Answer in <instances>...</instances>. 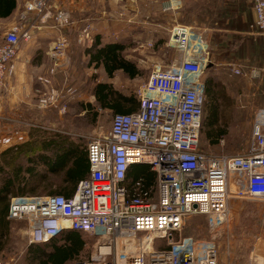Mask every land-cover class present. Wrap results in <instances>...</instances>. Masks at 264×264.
I'll return each mask as SVG.
<instances>
[{
  "label": "built area",
  "instance_id": "1",
  "mask_svg": "<svg viewBox=\"0 0 264 264\" xmlns=\"http://www.w3.org/2000/svg\"><path fill=\"white\" fill-rule=\"evenodd\" d=\"M45 1L27 0L19 22L0 37V90L15 71L21 42L31 39L33 25L25 19L36 12L44 21ZM250 2L251 29L264 33V0ZM67 19V12L55 11L57 24ZM188 35L186 28H175L170 44L188 49ZM66 46L65 37L55 42L56 62ZM186 51L178 65L151 71L136 90L135 111L114 114L108 132L89 138V172L71 196L10 197L7 218L27 220L33 228L31 242H44L70 229L95 239L90 256L71 264H219L215 234L227 216L228 181L234 178L241 195L264 198V109L255 116L249 149L235 155L201 150L206 93L200 75L205 60L196 48ZM251 73L258 76L257 71ZM137 164L148 165L155 174L153 195L131 194L128 172ZM140 185L138 179L132 187ZM194 214L207 217L212 238L174 239L185 218ZM156 239L165 244L155 246Z\"/></svg>",
  "mask_w": 264,
  "mask_h": 264
},
{
  "label": "rangeland",
  "instance_id": "2",
  "mask_svg": "<svg viewBox=\"0 0 264 264\" xmlns=\"http://www.w3.org/2000/svg\"><path fill=\"white\" fill-rule=\"evenodd\" d=\"M23 1L25 3L27 0ZM224 1L46 0L44 13L47 18L43 19L51 20L49 27H42L44 22L39 13L27 16L25 23L33 25L31 39L21 42V45L31 44L27 51L28 63L24 62L25 70L19 82L14 72L8 76L0 90V102H3L0 106V132L28 135L30 140L21 143L25 145L22 151L37 145L43 146L44 141L50 139L70 141L85 148L89 138L108 132L115 114L97 103L94 90L98 83H107L123 96L136 97L137 88L154 68L178 65L187 55L186 50L194 51L196 48L202 60H205L200 81L205 86L207 79L213 78L214 87L211 90L220 93L217 102L218 117L213 126H210V107L214 101L208 100L207 96L199 147L213 154L235 155L244 152L253 145L252 126L255 116L260 109H264V61L258 63L255 59L235 55L217 59L215 55L211 57V40L216 31L222 30L216 10L222 8ZM241 1L247 4L243 13L245 19L250 13V1ZM92 4L93 13L90 12ZM234 8L239 12L240 8ZM58 9L68 14V19L61 25L54 20V13ZM20 12L16 22H19ZM11 22L10 17L0 18V37L9 29ZM233 23L236 24V21L233 20ZM175 28L188 30V49L170 44L171 33ZM249 29L248 34L258 35L251 26ZM231 31L224 38L226 42L232 38L233 33H229ZM246 33L241 32V35ZM234 34L237 35L236 32ZM96 36L99 45H122L121 55L135 65L138 74L132 77L118 69L108 76L104 64L90 62L86 49L94 45ZM61 37L66 38L67 46L56 65L53 46ZM209 63L211 66L207 67ZM234 68L240 69L241 73H234ZM251 71H257L258 76L252 77ZM40 77L47 78L48 82ZM18 86L26 88L27 92L17 94ZM43 99L46 102H42ZM125 105L129 107L128 103ZM219 130L226 133L215 142V134ZM14 165L23 169L27 166L25 152L16 158ZM45 167L39 164L36 170L45 175L47 173V180H31V183L23 187L26 195L51 194L61 182V174H50ZM233 182L228 181L227 228H218L215 234L216 245L218 239L223 242V258L226 250L248 252L254 240L251 235L256 230L254 217H264V198L239 194L237 185ZM21 188L22 186H15L14 194ZM12 195H9L8 201ZM32 229L27 220H12L8 233L0 244L2 264L37 263L31 258L29 262L26 258L27 246L31 245ZM81 234L84 244L80 255L87 258L92 253L95 239L86 233ZM212 235L207 217L194 214L185 218L181 229L173 237H190L203 241L211 239ZM57 242L64 243V239ZM154 244L165 243L156 239ZM217 247L220 258V248ZM224 264L230 262L225 260Z\"/></svg>",
  "mask_w": 264,
  "mask_h": 264
},
{
  "label": "trees",
  "instance_id": "3",
  "mask_svg": "<svg viewBox=\"0 0 264 264\" xmlns=\"http://www.w3.org/2000/svg\"><path fill=\"white\" fill-rule=\"evenodd\" d=\"M246 6L247 4L241 0H225L222 8L219 11L216 10L219 26L222 27V30L216 31L215 34L213 33L215 36L212 38L210 45L211 57L215 55L217 59L225 55H235L239 58L255 59L258 63L259 61H264V34H248L253 18L251 2L249 3L250 13L245 20L243 13ZM15 7L16 0H0V18L9 17ZM234 7L240 8L239 12ZM233 20L236 21V24L233 23ZM228 31H231L229 33L233 34L232 38L226 42L224 38L227 37ZM245 31L247 33L241 35V32ZM99 44L98 36H96L94 45L90 49H86V52L90 62H96V65L99 63L104 64L108 76H111L118 69L123 70L132 77L138 74L135 65L125 60L121 55L122 45L117 43ZM213 87V78L207 79L205 83L206 100L208 96V100L214 101L210 107V126L216 123L219 112L217 102L220 93L212 91L211 88ZM94 96L100 107L110 109L115 114L130 113L137 109V102H135V98L137 97H126L118 94L107 83H98L94 90ZM126 103L129 104V107H126ZM89 106L91 107V105ZM225 133L224 130H219L215 134V142H218L219 137H223ZM60 140L54 141L50 139L44 141L43 146L37 145L35 148L26 149V151L21 150L25 145L17 144L0 153V244L2 238L8 233L9 225L12 222L11 219L7 218V215L9 208L8 198L9 195L15 193L13 191L14 187L22 186L18 191L19 193L17 192L14 195H25L26 192L23 190V187L31 183V180L38 182V180L46 181L48 178L47 173L45 175V173L37 172V165L46 166L45 170L50 174H58L62 170V173H59L62 175L61 182L50 193L62 194L66 197L71 196L78 181L88 175L89 166L86 147L80 148L79 145H75L70 141ZM22 152H25L27 163L24 169L17 168L14 165V161L16 158L21 157ZM128 179L131 194L146 191L150 195H153L155 190V174L150 170L148 165H133L128 172ZM138 179H141V185L138 189H134L132 184ZM62 239H64V243L57 242ZM83 244L81 232L64 229L57 236L47 241L39 243L31 242V245L27 246L26 249V258L27 261L30 258L36 261L37 263L35 264H71L75 261L88 258L80 255Z\"/></svg>",
  "mask_w": 264,
  "mask_h": 264
},
{
  "label": "crops",
  "instance_id": "4",
  "mask_svg": "<svg viewBox=\"0 0 264 264\" xmlns=\"http://www.w3.org/2000/svg\"><path fill=\"white\" fill-rule=\"evenodd\" d=\"M24 5L23 0H16V7L13 11V13L9 16L13 22H11V25L16 23V19L18 16V13L22 10ZM93 4L90 7V12L93 13ZM94 10L96 11V6H94ZM95 13V12H94ZM42 23V21H39ZM44 23L42 27H49L51 20L43 21ZM44 28V29H45ZM43 29V30H44ZM31 44L27 45H21L17 57L14 60L15 62V76L17 81L19 82V79L22 78L24 73V62L28 63V57H27V51L29 50V46ZM17 94H22L27 91L26 88L22 86H18L17 88ZM2 101L0 102V106L2 105ZM30 140V137L28 135L22 133L19 134L18 132H6L1 133L0 132V153L4 151L5 149L15 146L17 144H21L22 142H26ZM59 173H62V170L59 171ZM233 178L231 177L230 181H232ZM229 181V182H230ZM234 183V182H233ZM76 189V188H75ZM75 191V190H74ZM74 193V192H73ZM72 193V194H73ZM250 197V196H249ZM259 198V197H255ZM256 218L254 223L256 226V230L252 233L251 238L254 240L251 242V248L248 252H242L237 250H226L225 258L222 257L223 250V242L222 240L218 239L217 246L220 248V258H219V264H224V261H229L230 264H264V217H254ZM229 220V217H226L225 221L219 226V230H223V228H227L226 224ZM256 239V240H255Z\"/></svg>",
  "mask_w": 264,
  "mask_h": 264
},
{
  "label": "bare ground",
  "instance_id": "5",
  "mask_svg": "<svg viewBox=\"0 0 264 264\" xmlns=\"http://www.w3.org/2000/svg\"><path fill=\"white\" fill-rule=\"evenodd\" d=\"M178 34H179V32H178ZM180 36H181V34H179L176 38H179V41H180Z\"/></svg>",
  "mask_w": 264,
  "mask_h": 264
},
{
  "label": "water",
  "instance_id": "6",
  "mask_svg": "<svg viewBox=\"0 0 264 264\" xmlns=\"http://www.w3.org/2000/svg\"><path fill=\"white\" fill-rule=\"evenodd\" d=\"M211 66V63H209L208 65H207V67H210Z\"/></svg>",
  "mask_w": 264,
  "mask_h": 264
}]
</instances>
